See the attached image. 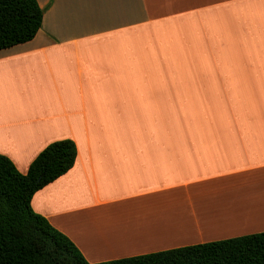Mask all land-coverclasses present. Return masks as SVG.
<instances>
[{"label":"crops","instance_id":"obj_1","mask_svg":"<svg viewBox=\"0 0 264 264\" xmlns=\"http://www.w3.org/2000/svg\"><path fill=\"white\" fill-rule=\"evenodd\" d=\"M37 1L0 49V153L76 157L32 209L88 262L264 231V0Z\"/></svg>","mask_w":264,"mask_h":264},{"label":"trees","instance_id":"obj_2","mask_svg":"<svg viewBox=\"0 0 264 264\" xmlns=\"http://www.w3.org/2000/svg\"><path fill=\"white\" fill-rule=\"evenodd\" d=\"M42 18L37 0H0V49L31 40ZM75 157L74 142L57 139L21 173L0 153V264H264V231L88 262L30 205L34 192L67 172Z\"/></svg>","mask_w":264,"mask_h":264},{"label":"bare ground","instance_id":"obj_3","mask_svg":"<svg viewBox=\"0 0 264 264\" xmlns=\"http://www.w3.org/2000/svg\"><path fill=\"white\" fill-rule=\"evenodd\" d=\"M249 215V213H247V212H244V216H248ZM252 216V215H251Z\"/></svg>","mask_w":264,"mask_h":264}]
</instances>
